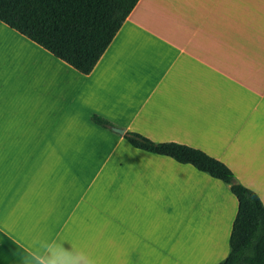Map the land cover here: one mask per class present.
Here are the masks:
<instances>
[{
	"label": "crops",
	"instance_id": "obj_1",
	"mask_svg": "<svg viewBox=\"0 0 264 264\" xmlns=\"http://www.w3.org/2000/svg\"><path fill=\"white\" fill-rule=\"evenodd\" d=\"M61 106L74 125L56 120ZM93 114L203 151L264 203V0H140L89 76L0 22V264H19L37 237L102 259L144 250L148 240L124 229L142 220L143 200L126 170L146 173L147 193L179 189L174 233L221 263L239 209L230 188L129 144L144 164L126 163L128 142L94 125Z\"/></svg>",
	"mask_w": 264,
	"mask_h": 264
},
{
	"label": "trees",
	"instance_id": "obj_2",
	"mask_svg": "<svg viewBox=\"0 0 264 264\" xmlns=\"http://www.w3.org/2000/svg\"><path fill=\"white\" fill-rule=\"evenodd\" d=\"M140 0H0V22L20 33L83 76H89ZM91 122L109 132L115 127L93 114ZM130 146L191 165L226 184L239 204L230 253L219 264H264V203L241 184L223 162L178 143H156L126 131Z\"/></svg>",
	"mask_w": 264,
	"mask_h": 264
},
{
	"label": "rangeland",
	"instance_id": "obj_3",
	"mask_svg": "<svg viewBox=\"0 0 264 264\" xmlns=\"http://www.w3.org/2000/svg\"><path fill=\"white\" fill-rule=\"evenodd\" d=\"M56 111L58 113H55V118L56 120H61L62 127L69 124L74 125L76 123L73 118V111L69 107L66 108L65 106H61ZM62 113L63 115L61 116ZM114 126V128H119L116 125ZM110 133L115 136H120L115 132ZM121 150L126 163L134 161L133 163L137 162L144 164L137 160L139 155H143V153L133 150L128 143H125V145L121 147ZM133 175L138 176V178L137 176L134 177V179H136L134 181H139V184L136 183L135 197L143 199L140 205L142 220L137 222H135V220L127 221L128 223H126V225L128 226L125 225L124 229H135L134 240L143 241L146 239V241L148 240V245H145L143 250V244L140 243L139 251L126 252L123 254L124 257L126 256L124 260L121 259L123 258L122 256L118 257L117 253L113 254L108 252L105 257H103L104 264H214L218 260V257L214 258V254L208 253L207 251L197 250L194 252L186 250L188 249L186 242L181 241L183 239L181 236L182 231L179 232V236L174 233L177 228H180L179 221H172V218H176L181 209L179 189H173L172 192H168L167 190L164 193H147L145 192L146 182H144V175H146V173H132L126 170L124 174L126 179L133 178ZM174 191L178 192V196L174 195ZM145 197L151 198V204H147L144 201ZM154 198L157 199L154 200ZM111 229L116 231L117 227L114 225L110 230ZM162 229L168 230L171 236L162 237ZM92 238L94 239V235ZM162 239H165V241H161ZM223 245L225 246L224 241L222 248Z\"/></svg>",
	"mask_w": 264,
	"mask_h": 264
},
{
	"label": "clouds",
	"instance_id": "obj_4",
	"mask_svg": "<svg viewBox=\"0 0 264 264\" xmlns=\"http://www.w3.org/2000/svg\"><path fill=\"white\" fill-rule=\"evenodd\" d=\"M19 264H104L85 247L58 236L37 237L19 255Z\"/></svg>",
	"mask_w": 264,
	"mask_h": 264
},
{
	"label": "water",
	"instance_id": "obj_5",
	"mask_svg": "<svg viewBox=\"0 0 264 264\" xmlns=\"http://www.w3.org/2000/svg\"><path fill=\"white\" fill-rule=\"evenodd\" d=\"M113 132L119 134L120 136H124L126 133L124 129H120V128H113Z\"/></svg>",
	"mask_w": 264,
	"mask_h": 264
}]
</instances>
